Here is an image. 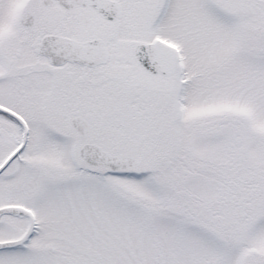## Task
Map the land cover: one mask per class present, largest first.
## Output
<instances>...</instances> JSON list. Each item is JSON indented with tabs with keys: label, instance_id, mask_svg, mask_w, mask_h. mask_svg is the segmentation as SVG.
Masks as SVG:
<instances>
[{
	"label": "snow or ice",
	"instance_id": "obj_1",
	"mask_svg": "<svg viewBox=\"0 0 264 264\" xmlns=\"http://www.w3.org/2000/svg\"><path fill=\"white\" fill-rule=\"evenodd\" d=\"M0 264H264V0H0Z\"/></svg>",
	"mask_w": 264,
	"mask_h": 264
}]
</instances>
